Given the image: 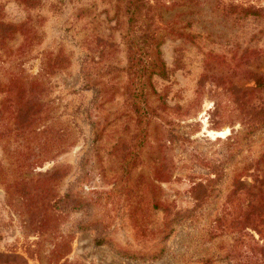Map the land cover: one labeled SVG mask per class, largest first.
<instances>
[{
	"label": "rangeland",
	"instance_id": "1",
	"mask_svg": "<svg viewBox=\"0 0 264 264\" xmlns=\"http://www.w3.org/2000/svg\"><path fill=\"white\" fill-rule=\"evenodd\" d=\"M152 3L167 74L150 77L146 122L115 1L0 0L1 253L49 264L64 244L58 264H264L243 190L264 178V0Z\"/></svg>",
	"mask_w": 264,
	"mask_h": 264
},
{
	"label": "trees",
	"instance_id": "2",
	"mask_svg": "<svg viewBox=\"0 0 264 264\" xmlns=\"http://www.w3.org/2000/svg\"><path fill=\"white\" fill-rule=\"evenodd\" d=\"M115 1L116 7L126 15V31L123 36L126 41L128 52V69L130 70V85L134 97L133 103H136L137 97L139 98L136 106L137 112H140L145 117L146 122H150L152 115H155V108L149 105L151 102L152 82L150 77L153 74L161 77L166 76L167 69L164 61L160 58L159 45L164 40L166 32L157 21L156 4L152 0H109ZM171 31H175L176 27L173 25L169 27ZM61 61V59H60ZM253 79L257 88L264 87V78L262 75L253 73ZM128 89V88H127ZM240 104H245L242 98ZM27 107V108H25ZM18 109V122L23 124L25 118L28 119L29 107L25 106ZM155 112V113H154ZM142 138V137H141ZM258 181L257 190L254 191L255 185H244V195L247 196L248 202L244 209V219H250L256 215L261 222H264V178H256ZM258 196V201H253ZM96 243L109 244L105 239H97ZM117 250V249H116ZM68 252L66 245L62 244L56 250H53L51 257H49V264H58L60 259ZM117 252L126 257L133 258H157L163 252L160 249L151 255H139L129 252ZM67 260V259H66ZM65 260L60 264H65ZM0 264H27L19 255H10L0 252Z\"/></svg>",
	"mask_w": 264,
	"mask_h": 264
}]
</instances>
